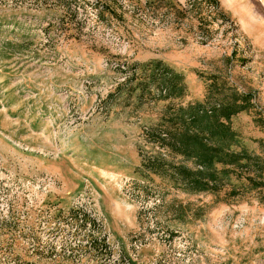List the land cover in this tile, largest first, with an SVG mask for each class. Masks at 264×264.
I'll use <instances>...</instances> for the list:
<instances>
[{
	"label": "rangeland",
	"instance_id": "374dc122",
	"mask_svg": "<svg viewBox=\"0 0 264 264\" xmlns=\"http://www.w3.org/2000/svg\"><path fill=\"white\" fill-rule=\"evenodd\" d=\"M155 61L180 97L136 87ZM211 83L249 94L234 148L264 160V0H0V264H264V185L192 193L145 165L192 166L163 115ZM94 145L116 173L79 175Z\"/></svg>",
	"mask_w": 264,
	"mask_h": 264
},
{
	"label": "trees",
	"instance_id": "16d2710c",
	"mask_svg": "<svg viewBox=\"0 0 264 264\" xmlns=\"http://www.w3.org/2000/svg\"><path fill=\"white\" fill-rule=\"evenodd\" d=\"M150 66L149 73L138 80L136 87L143 91L151 82H157L166 87L165 97L182 95L184 89L179 74L159 61L151 62ZM223 90L224 87L218 88L211 83L205 100L186 106H168L167 115H163L164 122L169 125L165 130L169 148L183 161H191L192 166L159 158L148 160L145 165L166 174L179 188L192 193H217L229 182L231 175L239 178L245 174L251 188L264 185L261 180L264 160L246 148H234L237 134L230 124L233 115L247 109L250 96L235 91L224 94ZM229 195L235 196L237 191L231 188ZM178 207L187 209L182 204Z\"/></svg>",
	"mask_w": 264,
	"mask_h": 264
},
{
	"label": "crops",
	"instance_id": "0c3cea01",
	"mask_svg": "<svg viewBox=\"0 0 264 264\" xmlns=\"http://www.w3.org/2000/svg\"><path fill=\"white\" fill-rule=\"evenodd\" d=\"M86 151L91 152L90 155L92 156L90 155L88 156L89 164L85 165L88 171H82L81 174H79L80 176H87V175L96 176L95 174H98V172L100 173L108 172L109 174L116 173L114 171H110L111 165L107 162L102 161L103 158L101 157L105 155L107 158H109L113 154L110 155V153L106 152L105 149L99 148V146H96V145L92 146L89 150H86ZM135 154L136 153H134V155ZM88 159H85V160L87 161ZM126 161H127L126 163L130 165H138V162H139L138 156H136L132 160L127 158Z\"/></svg>",
	"mask_w": 264,
	"mask_h": 264
}]
</instances>
